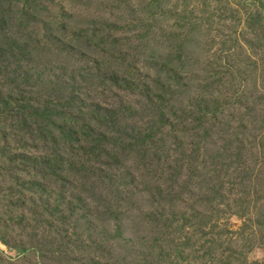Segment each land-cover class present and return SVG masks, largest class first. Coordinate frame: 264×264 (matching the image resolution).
Here are the masks:
<instances>
[{"label":"rangeland","instance_id":"obj_1","mask_svg":"<svg viewBox=\"0 0 264 264\" xmlns=\"http://www.w3.org/2000/svg\"><path fill=\"white\" fill-rule=\"evenodd\" d=\"M0 264H264V0H0Z\"/></svg>","mask_w":264,"mask_h":264}]
</instances>
